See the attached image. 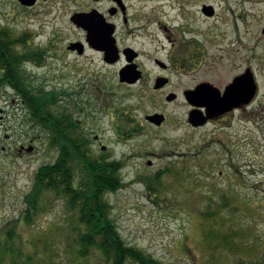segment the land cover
Listing matches in <instances>:
<instances>
[{
	"label": "rangeland",
	"instance_id": "rangeland-1",
	"mask_svg": "<svg viewBox=\"0 0 264 264\" xmlns=\"http://www.w3.org/2000/svg\"><path fill=\"white\" fill-rule=\"evenodd\" d=\"M49 5L26 8L0 0V30L14 37L29 35L26 50L42 51V66L22 63L24 73L19 74L25 86L37 95L55 93L50 108L72 114L91 137L92 153L122 163L117 173L122 185L106 200L124 242L160 264H264V70L256 66L264 60L255 59L258 90L252 104L192 128L184 98L167 102L151 89L149 81L158 73L153 59L164 60L168 48L160 33L128 38L143 54L148 82L146 88H126L118 81L119 67L105 66L96 53L77 57L65 50L76 30L62 14L74 6ZM154 5L155 16L163 21L177 11L166 0L150 3ZM257 28L255 36H260ZM263 51L264 42L255 48L256 55ZM172 78L169 89L178 92L188 81L176 73ZM153 114L165 117L161 126L145 121ZM28 116L16 90L0 84V249L31 255L38 264H74L64 240L73 216L62 199L52 198L27 224L31 211L24 200L32 202L35 173L57 157L44 129ZM207 210L218 212L216 234L201 216ZM238 227L243 230L242 238H235L240 250L207 244L218 243Z\"/></svg>",
	"mask_w": 264,
	"mask_h": 264
},
{
	"label": "flooded vegetation",
	"instance_id": "flooded-vegetation-1",
	"mask_svg": "<svg viewBox=\"0 0 264 264\" xmlns=\"http://www.w3.org/2000/svg\"><path fill=\"white\" fill-rule=\"evenodd\" d=\"M13 1L18 2V0ZM154 1L35 0L34 5L26 8H33L40 3H49V7L52 8L55 7L53 4L58 3L74 6L66 8L62 14L68 15L70 24L76 30V36L66 43L65 50L77 57L96 53L105 66L119 67L118 81L126 88L137 86L146 88L144 84L148 82L147 71H144L140 61L143 54L128 43L130 42L128 38H137L145 32L147 35L148 32L150 35L160 33L168 48L164 60L153 59V66L158 73L149 81L153 85L151 89L165 95V101L170 95L174 96L171 102L180 97L184 98L189 109L187 122L191 127L189 117L193 111L206 118L204 125L195 127L201 128L252 104L258 90L255 68L257 66L258 69L264 70V63H258L254 67L255 61L264 60V51L263 54L257 55L255 52L258 44L264 42V0H219L216 3L210 0H166L172 9L177 10L168 17L170 18L167 19L168 21L160 20L155 16L157 7L150 6ZM191 9L198 15L193 14ZM60 10L62 11V7ZM76 15L89 16L93 19V23L98 28L96 43H92L84 26L72 21ZM256 25L259 26L257 31L260 36H255ZM110 38L114 41L119 55L118 60L113 64L104 60V51L108 47L105 41H109ZM72 45L76 46L75 49L69 50V46ZM162 47L165 48L163 44ZM129 65H134L141 75L134 83L125 80L121 82L119 72L126 71ZM173 73L180 78L182 76L188 78L186 85L180 86V92L169 89L174 83ZM158 80L163 81H159L162 85L156 88ZM235 83H237L235 91L238 94L237 89L241 88V95L253 86L255 90L252 99L226 112L210 114V109L214 106L212 102L217 99L223 100L228 89ZM203 86L205 87L202 90L195 93ZM191 93H195L192 95L194 100L199 99L204 105L200 101L201 106L192 105L188 101V95ZM209 115L213 116L208 118ZM23 152L24 145L19 149V153Z\"/></svg>",
	"mask_w": 264,
	"mask_h": 264
},
{
	"label": "trees",
	"instance_id": "trees-1",
	"mask_svg": "<svg viewBox=\"0 0 264 264\" xmlns=\"http://www.w3.org/2000/svg\"><path fill=\"white\" fill-rule=\"evenodd\" d=\"M28 38L27 34L14 37L7 30H0V84L16 90L29 112V120L44 129L48 145L57 151V157L52 163L42 165L35 173L32 202L29 204V199L24 200L31 211L27 224H33V215L38 213L39 208L42 210L43 206L49 204L52 198L62 199L66 210L73 216L68 224H71L70 233L64 240L74 264H160L141 249L125 243L111 219L106 194L114 193L121 187L117 173L121 170L122 163L109 161L105 155L97 156L92 153L91 137L74 120L72 114L67 110L54 113L50 108L49 102L54 100L55 93L43 92L37 95L31 92L30 87L25 86L26 81L19 74L24 70L22 63L28 62L35 67L43 65L42 51L26 50L29 42H32ZM22 47L23 49H18ZM129 120L126 122L130 123ZM150 190L154 191L153 187ZM217 213L211 210L201 213L204 220H208L205 226L211 234L217 233ZM242 231L240 227L232 228L218 243H206L212 249L218 246L217 249L234 252L241 248ZM11 232L9 237L12 236ZM243 238L246 236L243 235ZM237 263L244 264L240 260ZM0 264L38 263L31 255L12 254V251L0 249ZM250 264L263 263L260 260Z\"/></svg>",
	"mask_w": 264,
	"mask_h": 264
},
{
	"label": "water",
	"instance_id": "water-1",
	"mask_svg": "<svg viewBox=\"0 0 264 264\" xmlns=\"http://www.w3.org/2000/svg\"><path fill=\"white\" fill-rule=\"evenodd\" d=\"M18 2L22 6H32V5H34L35 0H18ZM92 20L93 19L90 18L89 16H83V15H76L72 19V21L75 22L76 24H78L80 26H84V28L88 31V34L92 40V43H96V39L98 36V28H97V25L95 23H93ZM105 43L108 44V47L104 51L105 52L104 60L110 64H113L119 58L118 50H117L115 43L112 40V38H110L109 41H105ZM75 47H76L75 45H72V46H69L68 49L74 50ZM80 53H81V51H80ZM128 67L129 68L126 71L121 70L119 72L120 81L122 82L123 80H125L128 83H134L139 79L141 73L138 70L136 71V67L134 65H129ZM159 81H163V80L157 81L156 88L162 85V83L160 84ZM236 84L237 83H235L234 85H232L228 89V93L226 94V96L223 100L217 99L216 101L214 100L212 102V104L214 106L210 109V114H214L215 112H222V113L226 112L228 110H231L234 107L239 106L240 104H246L252 99L251 97H253L254 90H255L253 88V86L249 87V91H246L245 94L241 95V88L237 89L238 94L235 91V88L237 87ZM204 87L205 86L198 88L195 93H198ZM195 93H191L188 95V101L194 106L195 105L201 106V104L199 103V101L202 102L201 100H199V99L194 100L192 98V95ZM173 99H174L173 95H170L166 98L167 101H172ZM202 104L204 105V102H202ZM207 104L208 103H206V105ZM211 116H213V115H209L208 118H211ZM146 120L150 123H153V124L159 126L162 124V122L164 120V116L161 114H153L150 116H146ZM189 122L193 126H201L206 122V119L202 118L198 112L193 111L190 113Z\"/></svg>",
	"mask_w": 264,
	"mask_h": 264
}]
</instances>
